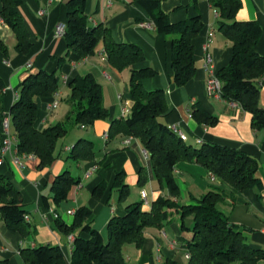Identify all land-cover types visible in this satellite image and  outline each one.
Returning <instances> with one entry per match:
<instances>
[{"label": "crops", "instance_id": "obj_1", "mask_svg": "<svg viewBox=\"0 0 264 264\" xmlns=\"http://www.w3.org/2000/svg\"><path fill=\"white\" fill-rule=\"evenodd\" d=\"M68 0H23L18 12L23 18L30 35L32 46L28 52L16 49V36L0 16V76L5 89L0 101V173L7 176L23 194L27 210L26 220L31 232L23 236L18 231L7 228L0 215V260L7 259L11 264H27L22 250L39 245L60 246L70 260L73 242L78 231L65 232L58 227V221L71 225L75 213H69L80 206L92 209L88 219L99 230L104 241L108 240V222L114 215H124L127 206L143 202L144 209L151 208L160 196H167L168 190L150 172V159L143 155L144 145L133 135H117L112 139L104 137L113 119L123 117L125 108L131 109L130 95L131 69L119 70L108 60L106 41L102 39L94 53L81 58L74 52L68 53L65 36L55 33L59 22H67ZM243 6L237 14L240 20H258L263 27V36L256 50L264 54V0H242ZM162 9L171 22L186 20L201 15L204 27L193 39L196 72L185 85L178 86L174 80L171 57L173 35L159 33L149 14L132 0H87L86 14L91 25L103 24L115 42L134 43L143 50L145 61L136 68L150 66L157 71L152 77L143 79L147 90L164 89L168 110L161 120L170 127L175 126L187 136V142L199 146L210 141L242 150L258 161L256 173L259 179L254 187L238 191L228 182L215 176L202 165L181 161L175 175L179 181L181 203L193 204L210 189L223 190L227 197L220 204L229 220L244 231L249 243L255 248L264 249V129H255L252 114L236 102L210 96L207 79L229 65L233 47L219 29V16L209 0H161ZM2 0H0V10ZM207 54L212 57L207 64ZM65 60L60 63V59ZM56 71L61 86L51 97H38L36 127L43 129L58 122L72 120V127L60 138L54 161L45 168L39 167L35 156L19 154L17 142L9 150H4L3 119L10 116V109L18 97L22 80L30 73L39 70ZM92 73L103 87V103L109 110L107 119L97 120L91 126L74 123L75 106L70 99L69 83L77 77ZM260 105L264 107V77L259 80ZM56 107H51L53 104ZM200 106L218 118L213 125L202 124L192 115L193 106ZM74 114V115H73ZM11 128L12 124H11ZM11 129V131H12ZM14 130V129H13ZM15 134L14 131H12ZM80 138H88L95 144L93 160H75L69 157L71 148ZM130 139L127 144L126 141ZM201 143H198V141ZM145 167L147 182L139 183V173ZM64 170L79 180L70 190L67 200L53 202L51 184ZM119 172H123L124 182L130 188L125 200L119 199V192L113 183ZM104 183L106 189L101 197L94 196L96 186ZM147 191V202L141 191ZM48 199L46 205L45 199ZM0 201V205H1ZM55 214H59L56 217ZM192 226V217L187 219ZM141 247L126 244L125 256L130 264H189L186 242L192 237L190 229L182 227L181 215L174 213L168 217L162 228L149 227L145 231ZM236 264V263H225ZM260 264H264L261 261Z\"/></svg>", "mask_w": 264, "mask_h": 264}, {"label": "trees", "instance_id": "obj_2", "mask_svg": "<svg viewBox=\"0 0 264 264\" xmlns=\"http://www.w3.org/2000/svg\"><path fill=\"white\" fill-rule=\"evenodd\" d=\"M148 14L159 33L173 35L171 64L173 76L178 86L185 85L196 72L193 39L204 27L201 15L186 20L171 22L162 9L161 0H132ZM216 10L218 29L232 41L233 55L226 67L217 75L223 82L222 98L238 103L252 114L255 129H264V107L260 105L259 80L264 77V54L256 50L263 36V27L258 20H240L237 14L243 6L242 0H209ZM23 0H2L0 16L10 26L16 36V49L28 52L32 46L30 35L18 7ZM87 0H68L67 29L64 34L68 53L74 52L81 58L94 53L102 39L106 41L110 63L119 70L131 69L130 95L133 105L126 117L113 119L108 131V139L117 135H133L141 140L149 153L150 172L168 190L167 196H160L146 210L143 202L129 204L124 215H114L108 222V240L104 241L99 230L94 228L89 217L92 209L87 205L76 209L71 225L58 221V227L69 233L77 230L70 260L60 246L39 245L25 248L22 255L27 264H130L125 256L126 244L141 247L145 240V229L162 228L168 217L174 213L181 215L182 227L192 231L186 242L189 264H260L264 261V249L253 247L244 231L232 223L221 210L220 204L227 194L220 189H210L195 203L179 201L181 189L175 175L179 162H195L217 177L222 178L238 191L254 187L258 161L247 152L218 143L205 141L199 146L184 141L168 124L161 120L167 112L166 92L158 88L147 90L143 79L152 77L157 71L135 65L145 61L141 47L134 43L115 42L109 29L103 24L91 25L86 14ZM0 46L5 48L0 39ZM65 60L63 56L60 63ZM60 77L54 72L39 70L28 74L21 82L17 99L11 106V124L17 138L19 154L35 156L39 167L49 166L55 159V150L60 138L67 135L69 126L58 122L43 129L36 127L38 97H51L60 88ZM6 85L0 76V101ZM70 99L75 106L74 123L91 126L97 120L107 119L109 110L103 103V87L92 73L77 77L69 83ZM192 115L207 125H213L218 118L200 106H193ZM95 144L88 138H80L71 148L70 158L93 160ZM123 172H119L113 188L119 192V199L125 200L130 194L124 182ZM148 172L145 167L139 173V183L145 184ZM79 184L69 170L58 174L52 184L53 202L60 204L67 200L73 186ZM106 189L104 183L94 189V196L101 197ZM46 205L48 199L44 197ZM0 215L8 229L18 231L23 236L31 232L26 220L27 210L22 192L4 174L0 173ZM192 217V226L187 219ZM0 264H11L0 260ZM167 264H176L168 261Z\"/></svg>", "mask_w": 264, "mask_h": 264}, {"label": "built area", "instance_id": "obj_3", "mask_svg": "<svg viewBox=\"0 0 264 264\" xmlns=\"http://www.w3.org/2000/svg\"><path fill=\"white\" fill-rule=\"evenodd\" d=\"M150 27H154L153 24H148ZM67 29V24L65 22H59L56 26L55 33L58 36H64L65 32ZM212 61V57L210 54H207V64L208 66ZM223 82L221 79L218 77V75L211 73L209 78L207 79V91L210 96H213L215 98H222V91H223ZM56 103L53 104L51 107H56ZM130 114V109L125 108L123 110V117H126ZM171 128L184 140H188V136L180 129H178L175 126H171ZM3 133H4V141H3V147L4 150H9L12 147L13 142H17L16 135L12 133L11 131V117L10 116H5L3 119ZM105 138L108 139L109 135L108 132L105 133L104 135ZM130 142V139L126 141L128 144ZM198 143H201L199 140ZM143 155L145 159H149V153L148 151L144 148L143 149ZM3 160H0V163H2ZM142 197L144 200L147 202V191L143 189L141 191ZM69 213L73 214L75 213L74 210H70ZM56 217H59V214H55ZM187 256L189 257V254L187 253Z\"/></svg>", "mask_w": 264, "mask_h": 264}, {"label": "rangeland", "instance_id": "obj_4", "mask_svg": "<svg viewBox=\"0 0 264 264\" xmlns=\"http://www.w3.org/2000/svg\"><path fill=\"white\" fill-rule=\"evenodd\" d=\"M74 115V114H73ZM72 120H69L68 122H67V125L69 126V130L71 129V127H72V122H71ZM12 129V128H11ZM12 131H14L13 129H12ZM195 146H196V144H195ZM188 257V256H187ZM189 258V257H188Z\"/></svg>", "mask_w": 264, "mask_h": 264}]
</instances>
